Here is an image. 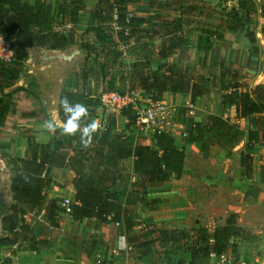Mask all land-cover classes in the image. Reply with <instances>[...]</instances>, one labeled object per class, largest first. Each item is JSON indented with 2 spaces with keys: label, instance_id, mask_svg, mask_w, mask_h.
Here are the masks:
<instances>
[{
  "label": "crops",
  "instance_id": "crops-1",
  "mask_svg": "<svg viewBox=\"0 0 264 264\" xmlns=\"http://www.w3.org/2000/svg\"><path fill=\"white\" fill-rule=\"evenodd\" d=\"M24 1L33 4L35 0ZM40 1L49 5L51 24L56 30H60L57 27L59 25L65 27L64 33L71 30V44L64 49L29 48L28 56L22 60V69L16 80L0 91V98L4 94L10 93L7 110L0 113V195L2 197L0 200V214L2 213L0 215V230L3 236L8 232L2 225V217L12 203V195L8 201L4 200L7 196L6 190L11 192L10 182L13 175V165L7 161L6 154L14 158H22L28 151L29 142L46 144L54 139L61 141L67 139L69 134L62 132L61 127H58L59 131L56 132L55 128L47 127L45 122L52 121L56 125L63 126L64 122L60 120L58 112L59 94L63 89L72 91L83 86L81 74L87 68L79 70L76 67H79V59L86 56L89 58L91 53L88 55L87 51L79 48V44L89 42L90 46L95 47V50L102 47L97 43L94 33L87 31L88 26L95 22L91 14L98 0ZM231 3L229 6L231 8L228 9L225 6L221 8L216 4V0H156L153 6L150 5V0H138L135 3H130L127 8L134 16L149 18V24L138 25L140 34L143 35L145 30L154 24L153 28L158 29L160 33L172 28L176 32L184 34L187 37V43L178 46L169 57L160 59L157 56V50L162 42L169 39V35L145 37L137 41L130 40L126 45H120V49L125 51L118 60L122 58L125 63H128V66L125 72L123 69L119 70L121 75L128 73L127 76L129 75L131 78L133 76V79H136L147 68L155 71L159 64L170 62L179 68L188 67L190 74H200L209 78L208 92L197 97L193 105L189 104L190 95L188 93L166 92L162 96V98L166 97L163 101L170 102L183 110L181 111L182 117H180V125L183 126V142L178 144L175 141V147L184 151L183 173L179 178L172 177L158 186L147 188L146 197L159 199L158 205L166 207L164 214L154 220V223L162 224L159 225L160 227L170 230L184 229V227L190 226L188 232L192 234L194 228L208 227L213 219L214 225L211 228L213 229L217 225L215 220L220 219L213 216H210L209 219L198 216L199 214L193 210L192 201H189L191 198L183 196L185 193L192 192L191 185L196 175H199L200 178H208V173L203 171L204 165L201 161L212 160L211 153L214 149L223 151L214 145L206 154H202L199 143L185 141L184 135L194 122L204 121L210 114L229 118L239 125L241 140L232 149L230 157H226L223 153L227 160L234 161L233 168L239 178L237 196L239 202L244 204L243 206L247 204L249 209L243 210L240 207L238 212H234L241 216L244 211L243 221L245 224L237 223L236 225L246 229V232L243 237L231 239V242L237 243V249L234 253L225 255L232 260L231 264H264V113H254L245 118H238L232 106H226L222 110L220 106L222 91L217 83L220 70L226 69L227 73L230 71L235 74L236 77L231 75L230 79L240 82L243 89L264 85V33L262 32L264 28V0H233ZM72 10L77 12L71 16ZM247 31L252 32L253 41H250L246 35ZM112 40L116 42L114 35ZM74 49H78L79 52L71 60L57 57L44 59L45 55L68 54ZM103 49L107 53L110 47H103ZM107 60L109 58H105V61ZM141 63L143 68L138 71L136 65H141ZM199 65H206V71H201ZM242 69L246 73H243ZM46 74L50 78L42 83L41 76ZM92 77L88 76L87 87L91 89L90 85L95 81L100 85L97 93L102 91L104 81L102 79L98 81L96 78L94 80ZM212 80L214 81L212 82ZM47 84L51 86L50 92L46 90ZM32 91H35L36 95ZM186 107L189 109L184 110ZM95 113L98 116L96 119L98 123L105 125L107 123L106 115L102 114L97 107H95ZM115 118L116 131L126 133L131 143H151L152 133L150 138L146 137L147 133H143L146 138H140L142 142L137 137L132 139V133L137 130L124 129L126 120L118 113ZM93 123L96 125L97 121L88 120L86 124L79 125L74 133L81 134L86 125ZM164 132L169 133L167 130ZM171 133L169 134L173 136ZM249 134H251V138ZM173 138L176 140L174 136ZM242 151L252 156L253 170L249 178L242 175L239 163ZM194 160L196 162L198 160L199 165H195L196 162L191 165ZM123 166H126V172L134 174L132 157L119 161L121 177L124 173ZM230 169H232L231 166L229 172H231ZM212 170L211 166L210 171ZM50 176L52 183L47 190L46 200L56 198L58 202H61L63 198L73 199L74 189L71 183L73 172L69 167H53ZM117 188H120L118 184ZM44 210L43 207L38 214L40 215L39 219L33 218L34 222H44L41 218ZM66 214L72 220L70 214ZM30 216L32 215H25L26 222H29ZM76 223L82 229L87 226L90 231L101 232L100 236H93L91 242H86L83 247L78 246L77 256L72 254L64 256V251L69 247V235L65 233L62 234V245H59L60 242L55 244L53 238L50 237L39 238L46 240L48 244L35 250L25 247L28 244L23 241H18L14 245H1L0 264H167V260L164 258L165 252L160 249L163 247H157V249L152 247L150 252L142 254L130 243L122 242L116 234L109 231L102 233L104 230L111 229L110 225L114 222L100 223L84 218ZM249 224L250 226L246 227ZM96 237L99 238L96 239ZM112 249L116 252L111 253ZM174 249L177 252L169 264L178 262L187 264L190 261L188 251L177 249L176 246ZM201 264L225 263L220 261L218 255L211 254L209 259L204 260Z\"/></svg>",
  "mask_w": 264,
  "mask_h": 264
},
{
  "label": "trees",
  "instance_id": "trees-1",
  "mask_svg": "<svg viewBox=\"0 0 264 264\" xmlns=\"http://www.w3.org/2000/svg\"><path fill=\"white\" fill-rule=\"evenodd\" d=\"M138 0H98L91 16L95 20L87 31H91L97 38V43L108 49V60L103 64L102 81L104 86L101 92H125L140 90L145 97L152 100H161L166 92L188 93L189 104L208 92L209 78L200 74H190L189 68H179L175 64L166 62L159 64L157 70L149 68L136 79L122 74L120 81L122 90H116V82L112 74L113 63H116L125 50L120 45H126L130 40H142L145 37L169 35L167 41L157 50V56L169 57L181 45L187 43V37L174 29L161 32L153 28L154 24L144 34H140L138 25L148 23L149 18L134 16L128 5ZM156 0H150L154 5ZM158 5V4H157ZM77 11L71 12V16ZM116 18H113V14ZM112 22L121 28L114 30ZM127 29V31H125ZM264 33V28L262 30ZM0 34L11 41L13 57L10 61L0 60V91L16 80L22 69V60L28 56V49L40 47L46 49H64L71 44V30L67 33L56 30L51 24L49 5L35 0L28 4L24 0H0ZM114 35L115 41L112 40ZM214 35L218 36L214 33ZM246 35L253 41L252 32ZM93 47V48H92ZM80 49L90 53L95 47L89 42L79 44ZM93 50V51H92ZM92 51V52H91ZM108 74V76H107ZM89 69L81 74L83 86L72 91L61 90L59 94V118L75 119L74 113L66 112L60 105L61 98H67L69 106L80 104L85 107L86 114L80 115L78 125L86 124L88 120L97 119L95 107H98L96 92L87 87ZM214 80H212L213 82ZM220 95V106H232L238 118H245L254 113H264V85H255L250 88H241L236 79L228 78L226 70H220L217 77ZM34 95L35 91H32ZM10 93L0 98V113L7 110ZM189 107L184 108L188 110ZM118 115L125 118L124 129H135L134 107L128 104L122 107ZM115 113L106 114L107 123L91 131L90 135L82 138L81 134L71 133L65 141L52 140L46 144L29 142L28 151L22 158H14L6 154V159L13 165L10 189L12 203L2 217V225L8 234L0 238L1 245H14L18 241L27 243L29 249L46 246L48 242L39 239L32 233L30 223L26 222L25 215L39 214L45 208L41 218L51 227L57 226V214L65 212L56 198L46 200L47 190L52 178L50 171L53 167H69L73 172L72 186L74 197L70 199L69 214L74 221L84 218L96 222H118L124 225L127 242L138 249L142 254L150 252L152 247H163L165 244L176 246L190 253L187 264H201L209 259L211 254H229L237 249V243L232 238L243 237L244 231L235 225V216L229 215L225 222L216 225L211 231L202 226L194 228L188 239L183 229H165L160 226H150V230L139 234H129L131 228L140 225L141 221L134 220L130 203L140 202L150 211L156 210L159 199H148L147 188L158 186L170 178H179L183 173L184 151L175 147V140L169 133L154 132L149 144L131 143L128 136L116 131ZM55 131H59L55 127ZM251 138V134H249ZM184 140L196 142L200 145V152L206 154L211 146H218L230 157L232 149L241 140V130L236 122L222 115L210 114L204 121L194 122L186 131ZM133 158V172L135 182L130 192H123L117 188L121 178L119 161ZM239 163L242 175L249 178L252 174V156L240 152ZM187 235V234H186ZM143 237V238H142ZM146 237V238H144ZM177 264H181L178 262Z\"/></svg>",
  "mask_w": 264,
  "mask_h": 264
},
{
  "label": "rangeland",
  "instance_id": "rangeland-1",
  "mask_svg": "<svg viewBox=\"0 0 264 264\" xmlns=\"http://www.w3.org/2000/svg\"><path fill=\"white\" fill-rule=\"evenodd\" d=\"M232 1L233 0H216V4L220 5L221 8L225 6V8L228 9V8H231L229 6ZM57 27L60 29V31L66 30L63 25H59ZM107 54L108 53L105 52L103 47L97 48L93 53H91L89 58L86 56L85 58L82 57L81 59H79L78 61L79 67H76V68H78L79 70H82L83 68L86 67L87 69H89V75L93 76L92 78L94 80L96 78L98 81H100L103 78V74L106 75V70L105 71L103 70V67H104L103 64L105 63V58H109ZM120 59L121 60H117L116 63L112 64L113 65L112 74L114 75L115 80H117L115 84L117 88L116 90L123 91V87L120 81L121 73L119 69H121V71L123 69L124 70L123 72H125L127 70L128 63H125V61L122 60V58ZM107 63L111 64L109 60ZM136 66H137L138 71H141L143 68L142 63L141 65L138 64ZM198 67L200 68L201 71H206V65H199ZM242 72L246 73L244 69H242ZM228 73H229V76H228L229 78L231 77V75L235 76V74L230 71ZM47 78H50V76H48L47 74L44 76H41L42 83L44 82V80H47ZM41 80H38V81L41 82ZM30 85H32V82H30ZM99 86L100 85L98 84V82L94 81L91 83L90 88L92 91H94V93L96 92L97 94ZM46 90L48 92L51 91V86H49V84H47ZM143 94L144 93H142L138 89H135L133 91V96L138 101L145 100V96ZM165 99L166 97L162 98V100H165ZM166 104L169 105L170 110L166 118V122L163 126V131L167 130L169 133L172 132L171 134H173V136L175 137L176 139L175 141L178 144H180L183 142L182 141L183 126L180 125V121H181L180 117H182L181 111L183 110H181L180 108H177V106L173 105L170 102H166ZM97 108H99L102 114L106 115L104 111L100 109L101 107H97ZM115 114H117V112ZM96 121H97L96 126H98L100 122L98 123V120ZM102 127L103 125H101L100 128ZM136 132L132 133V139L137 137L138 140L141 142H142V139L140 140V138H146V137L150 138L151 136L150 131L147 132L146 137L144 136L142 131L137 130ZM124 135L127 136L126 133H124ZM211 154H212L211 156L213 157L212 160L204 159L203 161H201V163L204 165L203 171L208 173L207 174L208 178L206 177L200 178L199 175H196L195 178H193V184L191 185L192 192L189 194L185 193V196L183 197L191 198L189 201H192L193 210L199 214L198 216L204 217L207 219H209L210 216H213L214 218L217 217L218 219H220V220H217V219L215 220V224L217 225L223 224L225 221V218L231 214L235 216V225L237 223L244 225L245 224V221H243V216H245V214H243L244 211L243 213H241L242 214L241 216L240 215L238 216V214L234 213L235 211L238 212L240 207L243 210L249 209L247 208V204L243 206L244 204H241L239 202V199L237 196V189H238L237 183H238L239 178H238L236 171H234V168H233L234 161L227 160L224 153L220 152L218 149H214ZM194 162H196V160L192 161L191 165H193ZM198 163L200 162L197 160L195 165H199ZM211 166L213 168L212 171H210ZM230 166L232 167V169H230L231 172H229ZM126 169H127L126 166H123L124 173L122 174V177L118 180L117 184H118V187H120L119 189L121 191L130 192L135 182V176L132 173L126 172ZM174 182L178 183L180 181H174ZM173 205H174V202L172 206ZM129 206L131 207V211L133 212V215H132L133 219L141 221L140 225H136L133 228H131V230L129 231L130 235L132 234L142 235L143 232H147L148 230H150V228H152L150 226H153L154 229H156V226L158 227L159 225H162L161 223H154V220L157 219V217H160L164 214L166 210V207H164L165 205H158L156 210L154 211H150L147 207H145L140 202L130 203ZM31 215L32 216H30V220H29L30 227H31L32 233L37 238L50 237L51 239L53 238L52 240L55 241V244L60 242L59 245H62L63 243L62 242L63 240H61L62 234L67 233L69 235L68 237L69 247H67L66 250L64 251L65 252L63 253L64 256H66L67 254L68 255L72 254L73 256H77V253H79L78 246L83 247L84 244H86V242L88 243L91 242L92 240L91 238L93 236L101 235V232L95 233L93 231H90L87 228V226H84V228L82 229L81 227L77 225L76 221L69 219V216H67L66 212H61L57 214V226L56 227H51L45 222L36 223L33 221V218L35 217L36 219H39L40 215L37 214L36 216L34 213H31ZM254 219H255V215H254ZM212 221L211 223H209L208 227H204V228H207L209 231H211L212 230L211 228L214 225ZM220 222L221 224H219ZM253 223L257 224L260 222H253ZM86 225H88V223H86ZM249 226L250 224L246 227H249ZM110 228L111 229L104 230L102 233H106L107 231H109V232L116 234L122 242L128 241L127 236L124 233V225L122 223L118 225H115L112 223L110 225ZM189 228L190 226H187V227H184L183 229L186 232L187 235L185 234V236H187L188 239L190 238V233L188 232ZM81 230H82V233H81ZM242 230L244 231L242 235H245L246 229H242ZM98 238L99 237H96V239ZM160 249L165 252L164 258L167 260V264H169V262L173 259L172 257H174V254L177 252V250L174 249V245H171V244H165L163 245V248H160Z\"/></svg>",
  "mask_w": 264,
  "mask_h": 264
},
{
  "label": "built area",
  "instance_id": "built-area-1",
  "mask_svg": "<svg viewBox=\"0 0 264 264\" xmlns=\"http://www.w3.org/2000/svg\"><path fill=\"white\" fill-rule=\"evenodd\" d=\"M113 18H116V14H113ZM114 30H119L121 27L115 22H112ZM127 31V29H125ZM13 57V51L11 48V41L5 36L0 34V60L8 62ZM98 99V107L104 111L105 114L116 113L122 107L131 104L134 107L135 114V124L137 126L136 130L142 131L146 134L150 131L152 134L154 132L163 131V126L166 122V118L169 114V105L165 101L152 100L149 97H145V100L138 101L133 96V91L125 92L123 94L117 91H107L100 92L96 95ZM101 127V124L98 125ZM60 205L65 208V212L68 213L70 210V200L68 198H63ZM118 225V222H114ZM116 251L112 249L111 253ZM221 262L225 264H231L232 260L228 258L225 254L218 255Z\"/></svg>",
  "mask_w": 264,
  "mask_h": 264
},
{
  "label": "clouds",
  "instance_id": "clouds-1",
  "mask_svg": "<svg viewBox=\"0 0 264 264\" xmlns=\"http://www.w3.org/2000/svg\"><path fill=\"white\" fill-rule=\"evenodd\" d=\"M60 105L64 111L69 112V113H74L76 118L72 119L71 121L66 120L63 126L56 125L52 121H46L45 122L46 126L49 128L61 127V131L64 133H68V134L74 133L79 127L78 118L80 115L86 114V109L84 106L80 104H74L72 106H69V101L67 100L66 97L61 98ZM95 128H96V125L94 123L86 125L85 128L82 130V138L85 135L89 136L91 131H93Z\"/></svg>",
  "mask_w": 264,
  "mask_h": 264
},
{
  "label": "water",
  "instance_id": "water-1",
  "mask_svg": "<svg viewBox=\"0 0 264 264\" xmlns=\"http://www.w3.org/2000/svg\"><path fill=\"white\" fill-rule=\"evenodd\" d=\"M79 50L78 49H74V50H71L68 54H65V53H54V54H49V55H45L44 59H49V58H53V57H57V58H60V59H63V60H71L72 57L75 55V54H78ZM3 187H5L3 185ZM6 193H7V196H5L4 200L5 201H8L11 197V192L9 190H6ZM1 194V193H0ZM0 200H2V197L0 195ZM2 214V213H1ZM0 214V215H1ZM3 237V234L0 230V238Z\"/></svg>",
  "mask_w": 264,
  "mask_h": 264
}]
</instances>
